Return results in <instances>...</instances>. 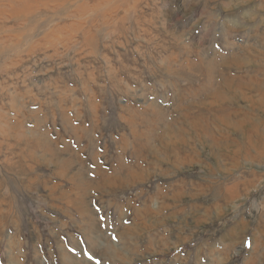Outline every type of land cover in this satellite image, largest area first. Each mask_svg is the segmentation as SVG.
<instances>
[{"label": "rangeland", "instance_id": "obj_1", "mask_svg": "<svg viewBox=\"0 0 264 264\" xmlns=\"http://www.w3.org/2000/svg\"><path fill=\"white\" fill-rule=\"evenodd\" d=\"M0 264H264V0H0Z\"/></svg>", "mask_w": 264, "mask_h": 264}, {"label": "bare ground", "instance_id": "obj_2", "mask_svg": "<svg viewBox=\"0 0 264 264\" xmlns=\"http://www.w3.org/2000/svg\"><path fill=\"white\" fill-rule=\"evenodd\" d=\"M251 51V50H250ZM254 52V51H253ZM180 57V56H179ZM256 57V56H255ZM238 58V57H237ZM242 58V57H241ZM199 60V59H198ZM244 60V59H243ZM247 60V59H246ZM208 61V60H207ZM202 62V61H201ZM197 63H195V65H196ZM205 64H207V63H205ZM211 64V63H210ZM192 67V66H191ZM193 67H194V65H193ZM203 68V71H205L206 70V73H208V74H210V65L208 66L207 65V67H202ZM192 69H194V68H192ZM189 70V69H188ZM178 71V70H177ZM177 71L175 72V73H177ZM254 71H256V70H254ZM181 72V71H180ZM258 73V72H257ZM255 74V73H254ZM254 76V75H253ZM177 78H179L178 76H177ZM176 78V79H177ZM183 79V78H182ZM212 79V78H211ZM228 80V79H227ZM177 82H178V79H177ZM176 82V83H177ZM222 82V81H221ZM231 82V81H230ZM232 83V82H231ZM238 83H239V81H238ZM242 84V83H241ZM226 86V85H225ZM248 86V85H247ZM229 88V87H228ZM245 89V88H244ZM187 90H189V89H187ZM186 90V91H187ZM225 90H226V88H225ZM240 90V89H239ZM210 91V90H209ZM215 91V90H214ZM235 91V90H234ZM237 91V90H236ZM216 93V92H215ZM221 93V92H220ZM242 93H244V92H242ZM218 95H220V94H218ZM222 95V94H221ZM227 96V95H226ZM243 96V95H242ZM246 97V96H245ZM260 99V98H259ZM262 99V98H261ZM247 100V99H246ZM248 101V100H247ZM257 101V100H256ZM261 103V102H260ZM181 107V106H180ZM190 107H192V106H190ZM189 108V107H188ZM241 109V108H240ZM239 109V110H240ZM190 113V112H189ZM187 114V113H185V116H187V115H191V113L190 114ZM193 113H195V112H193ZM198 115V114H197ZM215 117V116H214ZM227 117V116H226ZM221 118V117H220ZM219 119V118H218ZM176 138H177V135L176 136H172V138H171V140H176ZM170 138H168V140H169ZM179 141H184V138H182V139H179ZM81 172V171H80ZM173 173V172H172ZM81 174V173H80ZM170 175V174H169ZM204 206V205H203ZM212 205H210V207H211ZM90 212V211H89ZM94 218V217H93ZM125 229V228H124ZM122 236V235H121ZM149 239H151V238H149ZM248 263V262H247Z\"/></svg>", "mask_w": 264, "mask_h": 264}]
</instances>
